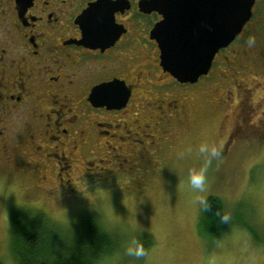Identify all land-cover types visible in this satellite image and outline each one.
<instances>
[{
    "label": "flooded vegetation",
    "instance_id": "flooded-vegetation-1",
    "mask_svg": "<svg viewBox=\"0 0 264 264\" xmlns=\"http://www.w3.org/2000/svg\"><path fill=\"white\" fill-rule=\"evenodd\" d=\"M97 1L0 0V153L28 179L40 173L66 190L82 164L91 170L103 162V146L117 161L137 154L147 163L156 156L165 135L193 119L194 100L183 91L207 77L236 40L240 66L264 70V56L254 54L249 39L264 32L261 0L242 32L195 83L180 82L163 69L152 29L164 15L143 8L150 0H102L84 16ZM90 19L105 21V27L91 28ZM98 85L114 87L98 92L100 100H120L129 91L125 105L94 104ZM144 134L146 144L135 143Z\"/></svg>",
    "mask_w": 264,
    "mask_h": 264
},
{
    "label": "rangeland",
    "instance_id": "rangeland-1",
    "mask_svg": "<svg viewBox=\"0 0 264 264\" xmlns=\"http://www.w3.org/2000/svg\"><path fill=\"white\" fill-rule=\"evenodd\" d=\"M249 39L254 54L264 56V32ZM240 44L224 50L192 91H183L194 100L193 119L166 135L153 132L168 139L147 163L137 154L117 161L103 146V162L91 170L82 164L66 190L40 173L28 179L0 153V260L18 264L12 211L43 210L68 236L90 215L115 232L120 248L94 264H264V70L240 66ZM225 57L230 62L222 63ZM146 137L134 141L143 146ZM201 144L217 146L219 155L200 152ZM193 168H206L203 188L191 185ZM209 195L224 203L226 229L216 238L199 232ZM133 240L145 256L128 254Z\"/></svg>",
    "mask_w": 264,
    "mask_h": 264
},
{
    "label": "water",
    "instance_id": "water-1",
    "mask_svg": "<svg viewBox=\"0 0 264 264\" xmlns=\"http://www.w3.org/2000/svg\"><path fill=\"white\" fill-rule=\"evenodd\" d=\"M102 0L93 3L89 14ZM256 0H150L146 10H157L164 18L152 29L161 49V65L177 80L195 83L209 73L216 54L232 43L252 16ZM105 21L90 19L91 28H104ZM112 92L111 85H98L91 100L108 107L125 105L129 91L120 100L98 98V92Z\"/></svg>",
    "mask_w": 264,
    "mask_h": 264
},
{
    "label": "trees",
    "instance_id": "trees-1",
    "mask_svg": "<svg viewBox=\"0 0 264 264\" xmlns=\"http://www.w3.org/2000/svg\"><path fill=\"white\" fill-rule=\"evenodd\" d=\"M203 208L199 232L216 238L226 229L224 203L209 195ZM11 216L12 249L18 264H94L121 246L115 232L92 215L69 236L59 225L50 224L51 217L43 210L12 211ZM0 264L5 263L0 260Z\"/></svg>",
    "mask_w": 264,
    "mask_h": 264
},
{
    "label": "clouds",
    "instance_id": "clouds-1",
    "mask_svg": "<svg viewBox=\"0 0 264 264\" xmlns=\"http://www.w3.org/2000/svg\"><path fill=\"white\" fill-rule=\"evenodd\" d=\"M199 151L202 153H210L211 156L219 155V148L215 145L201 144ZM206 168H193L190 170V183L195 188H203L206 182ZM129 255L136 257H143L146 255V250L142 243H138L135 240L131 241L127 247Z\"/></svg>",
    "mask_w": 264,
    "mask_h": 264
}]
</instances>
